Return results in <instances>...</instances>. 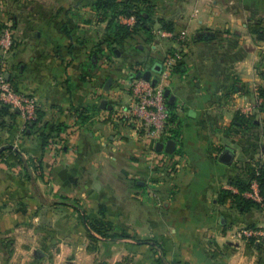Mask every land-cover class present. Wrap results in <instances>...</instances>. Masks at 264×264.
<instances>
[{"label":"crops","instance_id":"crops-1","mask_svg":"<svg viewBox=\"0 0 264 264\" xmlns=\"http://www.w3.org/2000/svg\"><path fill=\"white\" fill-rule=\"evenodd\" d=\"M92 1L0 0V27L9 25L13 35L12 50L0 53L7 78L35 97L43 121L68 127L44 147L20 114L10 128L0 126V147L40 158L42 174L24 179L4 151L0 264H264V249L236 235L264 227V209L217 201L222 189L236 191L230 182L246 162L264 163V107H258L264 55L243 41L256 48L264 42L246 32L248 22H264V0H179L176 15L166 19L176 35L187 28L190 41L180 44L155 23L154 37L161 31L166 44L157 55L145 46L153 48L159 36L146 42L143 35L124 41L116 55H94L106 23L97 21ZM162 1L175 3L155 0L156 9ZM179 18L185 22L177 24ZM168 50L180 53L181 67L170 71L166 87L179 136L171 139L165 128L149 139L118 112L132 101L135 74L151 70L157 79ZM90 103L98 112L76 121L75 111ZM236 115L253 120L229 129ZM167 140L174 141L172 153L156 147ZM226 146L234 150L229 163L219 160ZM99 206L122 237L89 238L83 214L97 218Z\"/></svg>","mask_w":264,"mask_h":264},{"label":"trees","instance_id":"trees-1","mask_svg":"<svg viewBox=\"0 0 264 264\" xmlns=\"http://www.w3.org/2000/svg\"><path fill=\"white\" fill-rule=\"evenodd\" d=\"M91 7L95 12L98 22H105L106 26L102 37L96 41L93 46L92 53L94 55H116L118 48L129 38L136 36H145L146 42L152 41L154 37L153 24L158 23L159 29L174 33V24L172 21L157 15V9L155 0H93ZM122 17H133V22L130 24L122 23L120 19ZM0 27V30L4 27ZM246 32L257 41H264V22L262 20L250 21L246 25ZM174 36L177 37L176 33ZM178 38V37H177ZM179 40V39H178ZM180 44L183 42L179 41ZM177 51L168 50L167 55H174ZM181 63H176L171 67V72L179 71ZM0 64V71L2 70ZM12 88L16 90L13 82L8 79ZM258 94L264 98V85L258 88ZM168 118L166 121V128H168L170 138L177 140L179 136V122L177 115L174 111L173 104L169 103L165 99ZM258 107L262 109L264 102L258 104ZM98 104L90 103L87 106L75 111L77 113L76 121L85 123L90 115H94L98 112ZM18 115L16 110H12L8 105L0 102V126L3 128H10L14 124V117ZM42 113L36 107L35 118L25 123V129L29 133L36 132L41 138L43 146H52L56 143V138L60 132L65 130L66 125L63 123L54 124L48 121L42 120ZM235 123H232L229 129L235 127L243 129L249 127L253 120L252 115H236ZM108 120V119H107ZM68 129V127L66 128ZM4 151H7V157L11 158L19 167L20 174L24 179L31 178V172H35L37 176H41V160L37 157H24L19 151L6 146L3 151L0 152V159L4 157ZM255 180L257 182L258 191L262 197L261 201H255L245 195L250 190L251 182ZM230 184L236 188V191L231 189H222L217 197L218 203L225 204L230 203L243 211L250 209H264V163L246 162L244 164L243 173L241 176H236L230 182ZM74 208H79L76 201H71ZM97 218L89 219L86 214H83V221L87 226L89 232V238L92 241H96L97 237H110L118 238L122 237V234L113 233L111 228L112 224L108 222L104 217V209L102 206L98 207ZM80 211L81 208H79ZM248 228H257L250 226ZM94 233V234H93ZM247 247L263 248L261 241H256L253 237L246 238Z\"/></svg>","mask_w":264,"mask_h":264},{"label":"built area","instance_id":"built-area-1","mask_svg":"<svg viewBox=\"0 0 264 264\" xmlns=\"http://www.w3.org/2000/svg\"><path fill=\"white\" fill-rule=\"evenodd\" d=\"M133 17H122V23L130 24ZM185 37V32H181L180 39ZM13 35L9 25H5L0 30V52L5 55L12 50ZM180 60V53L167 55L163 62V69L155 84L150 80L132 79L131 96L132 101L124 108L120 109L118 116L130 117L135 121V127L143 131L146 137L154 139L165 134L168 111L165 103L164 90L168 85L171 67ZM259 101H264L260 97ZM0 102L8 105L12 110H16L22 116L25 123L35 118L36 99L32 95L22 94L15 91L10 85L4 69L0 71ZM71 129V126L69 127ZM245 195L255 201H261L257 182L253 180L250 190ZM236 235L238 237H253L256 241L264 244V227L241 228Z\"/></svg>","mask_w":264,"mask_h":264},{"label":"rangeland","instance_id":"rangeland-1","mask_svg":"<svg viewBox=\"0 0 264 264\" xmlns=\"http://www.w3.org/2000/svg\"><path fill=\"white\" fill-rule=\"evenodd\" d=\"M175 3H169V4H166V2L165 1H162V2H160L161 3V8H158L157 9V15L158 16H160V15H163V16H165V18L167 17V18H169V17H173L174 16V13L173 12H175V15H176V12L178 11V8L180 7V4L178 3L179 2V0H175L174 1ZM165 5V7H163ZM185 21H184V19H181V18H179V22H176L177 24H179V23H184ZM155 24V23H154ZM156 27V26H155ZM178 29H180V28H178ZM187 31H188V29L187 28H185ZM178 30L177 32H180L179 34L177 33V37H175V38H177V39H179V41H181V42H183L184 43V45H186V44H188L189 43V41H190V35L192 34L191 32H188L187 33V31L186 30ZM157 30V29H156ZM156 30H154V31H156ZM185 32V37L184 38H182V39H180L179 38V36L181 35V32ZM156 33V32H155ZM161 35H162V32L160 31L159 32ZM159 33H156L155 34V37L156 36H159V37H156V43H155V46L153 47V48H150V47H148V45L147 46H145L146 47V54H149V52H151V53H153L154 55H157L158 53H160V51H162V50H166V44H165V41H163V38L161 37V35L159 34ZM206 33V32H205ZM179 35V36H178ZM154 37V38H155ZM176 40V39H175ZM244 45L246 46L245 48H247L248 49V51H251V50H255L256 49V51L257 52H259L258 53V55H264V42L262 43H258V48H256V46H255V44L254 45H252L251 44V42H249V40L245 37L244 38ZM152 45H154V44H152ZM124 50V49H123ZM117 52H118V50H117ZM119 52H120V50H119ZM128 51L127 50H124L123 51V54L124 55H128L129 53H127ZM133 52L136 54V51L135 50H133ZM1 53V52H0ZM2 54V53H1ZM136 55H138V54H136ZM141 55V54H140ZM7 56V54H5V55H3L2 54V57L4 58V57H6ZM244 228H248V227H244Z\"/></svg>","mask_w":264,"mask_h":264},{"label":"water","instance_id":"water-1","mask_svg":"<svg viewBox=\"0 0 264 264\" xmlns=\"http://www.w3.org/2000/svg\"><path fill=\"white\" fill-rule=\"evenodd\" d=\"M210 33H203V37H208ZM135 77L137 79H145V80H150L152 84H155L156 82V79L155 78H152L151 77V70H146V71H138L136 74H135ZM112 80L111 79H108L105 83H104V88L107 89L110 84H111ZM164 96L167 98V100L169 102H172L174 100V96L171 95L169 93V89H165L164 90ZM105 100H101L100 101V107L101 108H105ZM159 150H164L166 151L167 153H172L173 150H174V141L173 140H167L166 142H158L157 143V146H156ZM4 146H1L0 147V152L4 150ZM234 154V150L230 149L229 147H224V150L223 152L221 153L220 157H219V160L221 162H224V163H229L232 159V156Z\"/></svg>","mask_w":264,"mask_h":264}]
</instances>
